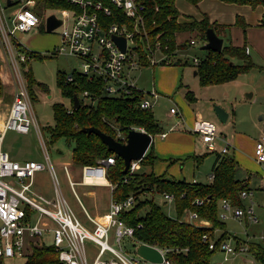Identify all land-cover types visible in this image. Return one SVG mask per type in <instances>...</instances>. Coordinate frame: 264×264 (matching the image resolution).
I'll list each match as a JSON object with an SVG mask.
<instances>
[{
    "label": "built area",
    "instance_id": "obj_1",
    "mask_svg": "<svg viewBox=\"0 0 264 264\" xmlns=\"http://www.w3.org/2000/svg\"><path fill=\"white\" fill-rule=\"evenodd\" d=\"M42 0H0V66L6 65L10 74L12 96L9 103L6 119L0 129V257L24 256L31 245L50 243L57 250L58 259L64 264H175L168 256L169 251L184 250L185 248L155 247L161 254L159 263H152L135 253L138 240L133 237L132 226L126 225L118 212L132 206L135 199L128 195L121 200H110L108 210L102 217L91 215L76 196L74 183L82 184H111L106 178V166L114 162V156L100 158L94 164H82L79 167L80 180L74 181L69 172V164L63 163L67 182L80 203L85 221L81 220L68 205L59 190L55 170L42 140V136L33 115L28 113L29 98L26 91V82L22 79L19 65L24 66L33 58L32 50L24 43L18 33H24L40 24V19L34 10L37 2ZM67 7L46 8L53 10V14L60 19L55 28H59L60 42L54 47L52 54L75 56L80 60L81 69L78 73L95 77L102 81L103 92L106 95H131L135 86L132 71L141 66L139 51L137 49L142 37L143 19L141 11L143 4L140 0H61ZM110 5L121 9L130 20L113 22L106 26L98 19L99 12L110 14ZM43 7V6H42ZM48 14V15H49ZM47 16V15H46ZM45 26V21H44ZM140 28L141 33L140 34ZM121 35L125 38L124 50L113 41L111 35ZM189 43L195 40L189 39ZM158 50L162 56L158 62L171 63L173 58L166 55L156 40L154 47L147 54L149 63L155 64L154 52ZM199 59L193 58V64ZM66 81H71V74L65 75ZM142 92L137 101L139 108H150L159 97V93L151 88ZM87 99V92L79 94ZM79 98V97H78ZM171 114H179L178 109L170 107ZM34 127L43 144L44 161L35 160L17 161L9 157L1 148L2 136L7 129H14L26 133ZM190 130L197 136L200 145L205 151L225 154L231 144L225 137L224 145L217 148L215 138L217 125L213 120L196 118ZM164 135V133H161ZM253 156L258 163L264 162V132H261L253 146ZM139 167V160H131L127 172ZM47 170L52 182L53 190L49 195L40 191L34 184L36 172ZM212 173L209 178L211 179ZM104 180L105 183L100 182ZM166 201H172V195L162 193ZM240 197L250 195L249 190H241ZM195 203L201 200L194 199ZM218 217L227 216L241 219L245 216L255 222L252 207L231 205L227 199H221ZM198 218L196 212L185 210L183 219L190 221ZM127 236L133 245V252L125 251L120 246L122 237ZM202 238L207 240L209 249L215 248L214 239L208 238L205 233ZM264 244V234L257 237ZM85 241L96 246L94 255L89 260L86 255ZM110 241L118 244L113 246ZM249 239L230 245L220 240L216 250L223 253V261L232 259L239 253H247ZM144 243V242H143ZM147 244V243H146ZM219 264H222L221 262Z\"/></svg>",
    "mask_w": 264,
    "mask_h": 264
},
{
    "label": "trees",
    "instance_id": "obj_2",
    "mask_svg": "<svg viewBox=\"0 0 264 264\" xmlns=\"http://www.w3.org/2000/svg\"><path fill=\"white\" fill-rule=\"evenodd\" d=\"M143 4L141 11L145 37L137 47L141 65H149L147 57L150 49L157 40L166 55H173L176 48H184L185 43L177 44L174 34L181 30H194L196 35L205 39L204 31L212 27L215 33L220 34L219 25L209 22L206 17L199 20L180 22L179 14L174 0H140ZM195 4L198 0H187ZM226 2L248 3L255 5L264 0H223ZM40 5L44 8L67 7L68 4L61 0H42ZM109 15L99 12L98 19L104 26L126 21L131 26L130 20L122 13L121 9L110 5ZM264 26V11L260 22ZM140 34L141 28H140ZM205 55L194 65L195 73L200 85L222 83L235 79L239 74L255 67L245 46H236L224 43L220 51L206 49ZM35 57H40L37 52H30ZM237 60V61H236ZM174 60H172L173 62ZM160 63H164L161 61ZM29 93L35 83L30 70L24 71ZM72 80L66 81L65 75L58 72L56 84L60 93L70 99V107H65L61 102L51 105L53 123L46 126L49 140L55 141L64 138L72 143L71 158L73 163L94 164L100 158L114 156V162L106 166V178L111 184L110 197L112 200H121L128 195L134 196V203L128 209L118 212L126 225L132 226L135 240L161 247L185 248L184 250L169 251L168 256L175 264H210V258L216 250L220 240L226 237L224 221L218 217V207L221 199H227L231 205L243 206L239 195L241 190H249L244 181L235 177L236 161L232 155L225 153L217 155L216 163L212 168V177L209 182L187 181L185 179L166 178L164 173L154 174L153 171H138L141 165L152 166L157 158L149 145L144 155L139 159L138 169L122 173V158L108 150L99 137L83 128L94 126L110 134L115 139L124 141L126 131L130 128L142 129L153 135L160 133L156 119L150 108H139L137 101L142 95L140 89H133L131 95L110 96L103 92L102 81L95 77H88L71 71ZM45 89L40 83H37ZM87 92V101L79 94ZM4 88L0 81V95ZM190 91H186L188 97ZM79 97V105L72 107V96ZM120 132L123 136H118ZM200 162V156H187ZM147 194L169 193L175 205L176 217H170L163 212L158 204ZM194 199L201 200L195 203ZM185 210L196 212L198 219H203L207 224L194 223L180 218ZM221 229V234L214 239L215 228ZM214 239L215 248L209 249L203 234ZM263 246L257 242H249L248 250L254 256H260ZM22 264H64L57 256V250L50 243L31 245V251L24 255Z\"/></svg>",
    "mask_w": 264,
    "mask_h": 264
},
{
    "label": "rangeland",
    "instance_id": "obj_3",
    "mask_svg": "<svg viewBox=\"0 0 264 264\" xmlns=\"http://www.w3.org/2000/svg\"><path fill=\"white\" fill-rule=\"evenodd\" d=\"M180 2V1H179ZM37 2L34 10L40 19V24L33 27L28 32L18 33L20 39L32 50L37 52L40 57H33L24 66L30 70L35 83L31 86L32 94L26 84V91L29 98L28 113L33 115L40 130L43 144L47 149L50 162L52 163L59 190L66 199L68 205L74 213L85 221L80 203L74 196L62 169L63 163H68L69 172L72 180L79 181V165L72 162L71 149L72 143L64 138H58L50 141L46 133V126L53 123L51 105L54 102H61L65 107H70V99L63 96L56 84L58 72L62 75L70 74L71 71L81 69L80 60L75 56L64 54H52L53 49L60 42L59 28L46 31L44 21L46 15L53 10L46 9ZM198 46H196L197 48ZM197 51L198 48H197ZM162 54L156 50L153 59L155 64L140 66L132 71L135 86L146 92L152 87L160 94L156 102L152 105L151 111L161 129L169 130L164 139L159 138L158 134H153L152 144L157 151V158L151 168L150 165H141L138 171H150L154 173H164L175 178H195L205 182L211 172V164L215 153H209L199 163L195 164L189 155L194 151L203 152L197 136L190 130L186 120L194 119L197 112L202 114L203 118L213 120L217 125V135L224 137L231 144L229 153H233L239 159L240 166L237 168L236 176L246 178L249 176V185L251 189V202L249 198L241 199L244 207L252 205L253 214L257 221L252 222L248 219H237L227 216L223 219L226 237L223 241L230 245H235L234 236L256 241L263 245L260 256H254L250 251L239 253L232 259L223 261V253L215 250L210 258V264H241L244 259L251 260L253 264H264V244L257 238L264 234V200H261L256 193L259 189L258 182L260 175L264 177V162L255 161L252 150L253 141L256 140L261 132H264V68H255L239 75L233 82L228 84L200 85L198 79L193 75V66L191 63L180 62L177 64L158 62ZM258 59L260 63L264 62V54ZM190 59V57H189ZM262 60V61H261ZM22 79L25 80L24 67L19 65ZM37 83L45 86L42 89ZM189 88L195 100L189 102L184 96ZM11 89L4 90L0 96L4 101L9 100ZM251 93L247 97V93ZM87 101V99H84ZM218 105L225 111H230V117L226 121H220L214 111L213 106ZM3 103L0 99V112L3 111ZM170 107L178 109L179 114H171ZM184 119V120H182ZM118 136H123L118 132ZM217 148L224 145V140L215 138ZM169 143V146H167ZM43 144L38 137L34 127H30L26 133H20L14 129H7L2 136L1 148L7 152L10 158L23 161L35 160L42 162ZM167 144V145H166ZM197 154V153H196ZM242 176V177H241ZM34 184L37 188L49 195L52 194L53 186L47 170L36 172ZM73 190L85 209L93 216L102 217L108 210L111 200L109 187L104 185H87L74 183ZM147 197L160 206L165 214L170 217H176V209L173 202L164 200L160 193L147 194ZM99 214V215H97ZM184 214L180 216L183 218ZM221 229L215 228L214 239L221 234ZM118 247V244L110 241ZM120 246L127 251L133 252L131 240L124 236L120 240ZM86 255L90 260L96 251V246L85 241ZM24 256L5 257L0 259V264H22Z\"/></svg>",
    "mask_w": 264,
    "mask_h": 264
},
{
    "label": "crops",
    "instance_id": "obj_4",
    "mask_svg": "<svg viewBox=\"0 0 264 264\" xmlns=\"http://www.w3.org/2000/svg\"><path fill=\"white\" fill-rule=\"evenodd\" d=\"M174 4H175V7L177 8V10L179 12V14L177 16L178 21L184 22V21H190L192 19L199 20L203 17H206L209 22L217 23L219 25L218 28H219L220 34H217V33L216 34L222 38V44L229 42L232 45H236V46L244 45L245 46L246 52L249 54V56L251 57V60L255 64V67H252L249 70L255 69V68H260V69L264 68V62L263 63L258 62L259 61L258 59H260L259 57H261L262 53L264 54V26L259 23L261 16H262V13L264 11V3L259 2V3H256L255 5H250L248 3L226 2L223 0H198L195 4H193L187 0H174ZM174 37H175V42L177 44L185 43L186 46H184V48H176L174 50V54L172 55V58L174 60L173 63L174 64H177L180 62H184V64H186L187 62L191 63L193 66V75H195L197 77V75L195 73V67H194L192 60H193V58L200 59L205 55L204 50H206V49L200 48V45L205 42V39H201L200 36L196 35V31H194V30L177 31V32H175ZM192 38L195 40V43L190 44L189 39H192ZM222 44H221V46H222ZM196 46H198L197 48L199 51H197ZM189 57H190V59H189ZM141 66H144V65H141ZM239 75L233 80H229V81L222 82V83H216V84H228L229 82H233L234 80H236L239 77ZM133 79H134V76H133ZM0 81L3 85L4 90H6L8 88L9 89L12 88L9 70H8V67H6V65H4V64L0 66ZM216 84H208V85H216ZM152 88H154V87H152ZM186 91H190L189 96L187 97L185 95V93H184V96L186 97L187 100H189V102H193L195 100V97H194L192 91L189 88H187ZM246 95H247V97H250L251 93L248 92ZM11 96H12V92L10 94L9 100H6V101H4L3 98L0 96L1 103H3V105H4L3 111L0 112V129L2 128L4 121L6 119L9 103L11 101ZM226 112H227V117H226V120H227L230 117V111L228 109H226ZM196 118H203L202 114L200 112H197V115H195L194 119H192V120H186L185 119V121L187 122V124H189V126H191L193 121ZM182 120H184V119H182ZM157 124H158V122H157ZM158 126L160 127L159 124H158ZM160 129H161V127H160ZM170 131H173V129H169L168 131L161 129V132L159 133V138L164 139L167 136V133ZM161 133H164V135H161ZM156 134H158V133H156ZM152 140H153V135H151L150 144H152ZM254 141H253V146H254ZM167 144L166 145L169 146V143H167ZM202 149H203V147H202ZM152 152L155 155H157L156 154L157 151L153 147V144H152ZM200 152L194 151L193 155L200 156L201 154H204V157H205L209 153H215V156H214L212 164H211V172H210V174H211L212 168H213V166L217 160V155H221V154H219L217 152L205 151L204 149H203L202 153H200ZM229 152L230 151H228L227 153L232 155L236 161L235 172H234L235 177L244 181V183L246 184V187L250 191V195H247V196L242 197V198L246 199L248 197L250 202H251L252 201L251 200V198H252L251 197L252 187L249 185V176H247L246 178H239L236 176L237 168H239V167L242 168V166H240L239 159L236 158L233 153H229ZM252 155H253V150H252ZM188 156H190V155L188 154ZM204 157L202 158V160L204 159ZM188 158H190V157H188ZM191 159L193 160V162L196 165L202 161V160H200V162L197 163L195 159H193V158H191ZM153 164H154V162H153ZM153 164H152V166H153ZM79 166H81V165H79ZM152 166H151V168H152ZM150 171H153V170L151 169ZM144 172H146V171H144ZM147 172H149V171H147ZM154 174H161V173H154ZM210 174L207 176L208 179L205 182L210 181V178H209ZM79 175H80V173H79ZM165 177L166 178H175L176 176H170V175L165 174ZM175 179H185L187 181H199L198 179H195L194 177L191 179H187L185 177L184 178H175ZM79 180H80V178H79ZM199 182H203V181L200 180ZM87 185H96V184H87ZM97 185L107 186V187H109V191L111 189L110 185H107V184H97ZM258 187H259V189L257 190L258 193H256V194L261 200H264V177H262L261 175L259 177ZM160 194H162V193H160ZM164 200H165V198H164ZM169 202H172V201H169ZM250 206L252 207V205H248V207H250ZM219 207H220V205H219ZM219 207H218V212H219ZM242 207H244V206H242ZM97 215H99V214H97ZM243 218L245 220L247 219L245 216ZM190 221L194 222V223L207 224L205 220L198 219V218L191 219ZM234 238L236 241L235 244H237L239 242H243L246 239H249L248 237L241 238V237H237V236H234ZM249 242L253 243L256 241H249ZM30 251H31V247L29 249H27V253H29ZM3 258H5V257H0V259H3Z\"/></svg>",
    "mask_w": 264,
    "mask_h": 264
},
{
    "label": "water",
    "instance_id": "obj_5",
    "mask_svg": "<svg viewBox=\"0 0 264 264\" xmlns=\"http://www.w3.org/2000/svg\"><path fill=\"white\" fill-rule=\"evenodd\" d=\"M9 2V0H7ZM60 19L53 14L45 17V30L51 31L59 25ZM205 42L200 45L201 49H211L213 51H220L222 38L218 36L212 27H207L204 31ZM111 38L124 50L125 38L121 35L112 34ZM79 98L76 94L72 96V107L76 108L79 105ZM213 111L220 121H225L227 112L218 105L213 106ZM86 133H94L106 145L107 149L122 158V173H126L129 168L131 160H139L144 155L145 151L150 145L151 135L142 129L130 128L126 131L124 141L115 139L110 134L101 131L94 126L84 127ZM135 253L140 257L152 263H159L161 261L160 252L153 246L146 243H138L135 247ZM241 264H253L251 260L244 259Z\"/></svg>",
    "mask_w": 264,
    "mask_h": 264
},
{
    "label": "bare ground",
    "instance_id": "obj_6",
    "mask_svg": "<svg viewBox=\"0 0 264 264\" xmlns=\"http://www.w3.org/2000/svg\"><path fill=\"white\" fill-rule=\"evenodd\" d=\"M100 182H103V183H105V181H104V180H101Z\"/></svg>",
    "mask_w": 264,
    "mask_h": 264
}]
</instances>
